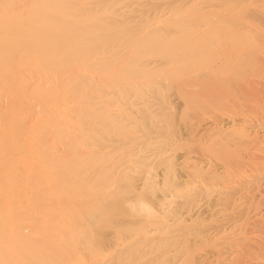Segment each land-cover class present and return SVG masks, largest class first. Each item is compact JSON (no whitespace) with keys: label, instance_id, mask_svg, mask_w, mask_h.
Listing matches in <instances>:
<instances>
[{"label":"rangeland","instance_id":"rangeland-1","mask_svg":"<svg viewBox=\"0 0 264 264\" xmlns=\"http://www.w3.org/2000/svg\"><path fill=\"white\" fill-rule=\"evenodd\" d=\"M183 1L179 2L180 6L178 2L163 5L171 9L172 13L167 9L165 11V7L164 13L159 6L157 10L160 12L154 9V14L152 9H149L151 13L148 9L140 10L137 16L135 14L139 9L134 6L137 4H131L132 9L136 8L135 13H132L128 3L125 9L123 2L119 3L120 6L118 3H107L118 12L113 13L114 17L110 14V18L106 17L113 8L110 7L108 11L107 6L102 4L88 19H91L90 30L79 29V43H76L78 50L74 49L76 54L79 51L74 56L78 60L74 59V64L79 61L76 71H80V76L77 74L80 85H77L82 88L79 94H83L79 95L78 100L75 98L74 103L77 101L75 104L80 108L76 112L77 116L74 113L72 116L77 118H74L75 123L79 122L78 128L74 127L79 140H74L82 141V144L72 145H77L80 152L75 147L74 151L70 150L72 154L77 151L81 155L85 166H82V161L77 163L78 155L73 157L70 152L68 156L76 158L75 164L84 167L82 173L87 169L86 174L90 173L95 183L85 173L86 177L81 174L82 180H79L80 183L77 181L82 169L73 165V158L72 162H68L71 158H67L65 164L58 163V159L55 166L54 161L48 159L53 166L46 162L45 166L50 164L54 169L59 167L55 169V175L49 178L50 181L59 172H66L63 178L60 174L58 179L61 182L55 178V187L52 182L48 184L49 174L46 173L45 186H51L50 189L49 186L45 187L48 192H45V196L49 195L55 205L56 200L61 202L64 199V204L60 203L59 208L58 203L55 207L53 203L48 205L60 213L64 209L66 214L62 215L67 219H63L58 211L57 214L53 212L57 218L51 217L52 211L46 209V205L45 215L51 212L47 214L50 216L45 217L48 221L52 220L47 223L45 219V227L48 229L51 224H62V227H56L57 231L53 225L50 226L51 231L46 229L45 238L48 240L50 232L56 234L51 235H55L56 239L66 236L62 240L64 243H60L63 238L53 241L58 245L51 243L52 238L48 240L50 243L45 240L48 246L55 245H52L53 249L45 243V250L50 249L47 250L50 252H45V256L50 255L48 259V256L45 257V261L48 260L46 263L51 260L47 264H58L57 260L64 257V253L65 258L71 261L67 264H264V140L260 137L264 135L261 127L264 124L261 120L264 119V106L260 107L264 104L261 101V98L264 99L261 96L264 93V76L258 77L264 75V68L259 66L262 68L259 70L258 65V69L254 66L256 73L249 68L257 63L258 57L263 61L264 44L261 43L264 41L257 44L258 37L238 22L242 6L246 7L249 2L225 0L226 3L218 2L221 4L216 6L215 2L213 6L207 3L206 7V3H200L202 0H196L197 3L194 0ZM174 4L179 7H174ZM203 4L205 6H201ZM125 11L134 16L127 15ZM138 13L142 14L141 17ZM86 25L85 28H88ZM255 56L256 63L254 60L253 65L248 64L253 62L251 58ZM259 59L257 64L261 63ZM247 64L250 66L247 67ZM237 72L240 74L235 76ZM245 72L248 73L245 75ZM223 77L224 83L220 82ZM251 81L256 88L260 87L257 91ZM241 83L244 85L242 92ZM225 84H228L227 87ZM233 84L235 91L230 88H233ZM213 85H217L216 89ZM224 85L225 90H229L225 91ZM245 85L254 87L261 97L255 93L254 102V98L245 96L246 93L242 96L248 87ZM75 123L74 126L77 125ZM72 128L70 126L68 131ZM73 131L71 135L68 132V137L75 136ZM254 133H259L261 139L256 143L254 141L256 145L253 140L258 139L254 138ZM233 143L235 146L239 143V149L236 150L238 147ZM250 144L257 147L253 148ZM86 146L90 154L84 148ZM231 150L233 153H230ZM59 164L62 168L66 164L69 166L65 167L69 168L72 164L74 168L70 169L77 170L69 171L72 175H68V169L63 171ZM73 173H77V179ZM67 176L72 180L68 182ZM64 180L69 184L71 181L79 184L76 182L75 185L74 182V185L68 186ZM88 182L95 185L91 183L93 187H87L90 185ZM58 183H64V191ZM66 185L69 188L66 189ZM66 194L68 197H63ZM153 216L156 221L152 220ZM226 217L232 219L231 226H223L220 222L222 219L227 221ZM56 219L59 222L56 223ZM153 221L156 222L155 226L150 223ZM240 222L246 226L243 227ZM148 223L152 226H148ZM237 223L242 226L241 230V227H233ZM64 227L69 229H65L66 234ZM61 228L60 236L56 232ZM68 233L72 236L76 233L82 239L69 235L76 242L69 239ZM246 234L250 239L248 241ZM68 242L77 245L75 250L79 249L81 252H76L80 255L76 257L75 250L72 251L73 255L71 252L67 255V248L70 251L74 248ZM59 243L68 247H61ZM61 248L64 253L61 252V257L55 260ZM96 251L100 253L96 254ZM84 254H88L91 260L83 257Z\"/></svg>","mask_w":264,"mask_h":264},{"label":"bare ground","instance_id":"bare-ground-1","mask_svg":"<svg viewBox=\"0 0 264 264\" xmlns=\"http://www.w3.org/2000/svg\"><path fill=\"white\" fill-rule=\"evenodd\" d=\"M180 1L184 2L183 0H0V264H45L46 261H48V260L45 261V257L48 256V257H46V259L50 258L49 254H47L45 256L46 253L50 252V251H47L50 249L45 250L46 249L45 248V243H46L45 240L48 241L50 238H52L53 240L50 239V241L52 240L51 243H54L55 242L54 240H57L58 238H63V239H61V242H60V243H62L63 242L62 240H64V237H66V236L59 237L58 236L59 234H58L57 235L58 237L56 239V236H55L56 234L52 233V234H55L54 237H52L51 236L52 234L50 232V235L48 234V236H49L48 240L45 238V237H47L45 235V232L47 229L45 227V219H46L45 216H50L47 214H49L52 211L51 217L55 218L56 216L54 214L55 213L57 214L59 212L58 210H57L58 212L53 211V208L51 207V205H48V204H52L54 201H52V202L50 201L49 195L45 196V192L48 194V192L45 190V187L49 186L47 184H46L47 186H45V178L48 177V175H46V173L49 174V177L47 178V180L49 182L46 181V182H48V184L50 182H52V183L57 182V181H55L56 180L55 178L58 179L59 176H61V175H62L61 178H63L66 175V172L64 173L65 174L64 175L63 173H60L57 170L59 172V173L57 172L59 175L56 174V177L53 176V178H54V179L52 178L53 180H51V181L49 180L51 175L56 173L55 169H58L59 168L58 166L61 167L60 164L62 162H63V164H65L64 162L67 161V158L68 159L71 158V161L68 160V162H72L73 159L75 161L76 158H73V157H77L76 156V155H78L77 151L80 152L79 148L77 150L76 147H77L78 143L80 144L82 141L78 142V141L74 140V139H77V133H76L75 128H78L77 123H79V122L75 123V121H76V120L74 121L75 117L72 116L73 113L76 115V112L80 108V107L78 108L77 107L78 105L75 104V103H77V101L74 103L75 98H76V100H78L79 95L83 94V93L79 94V92H80L79 89H82V88H79L77 85L80 83V82L78 83L80 71H78V72L76 71V69H79V67H78L79 61H77L78 60L77 56H76V58H77L76 61L78 63L74 64V61H75L74 59H76L74 56L76 54L75 52H77L74 49L78 50L76 43L78 42V39H79L78 37L80 35L79 29L84 28V30L88 29L86 31L90 30L89 26H91V23H89V22L91 19L90 20H88V19H89L91 14L93 15L95 9L99 6H101L102 4H104L103 6H105V7L107 6L106 9L108 8L107 10L109 11L110 10L109 8L111 6L107 5V3H110V5H111V3H113V4L114 3L119 4L120 2H123L125 4L128 3L129 5L124 4L123 9L128 8V7H125L128 5L131 7V8L129 7L130 11L133 10L132 13H135L134 9H136V8L132 9L131 4H133V5L137 4V5H134L135 7L137 6V9H139L136 11V14H135V16H137L138 11L139 12L145 11V10L147 11V9H148V12H150V13H151V11L154 12L155 10H156L155 12H157V11H159V10H157V9H159L158 8L159 6L162 7V11L164 13L167 10H169V12H171V9H168V8H166L167 6L165 7L163 5L173 4V3L178 2V5L180 6V4H181V3L179 4ZM186 1H188V0H186ZM189 1H193V0H189ZM197 1L194 0V2H196V3H197ZM202 1L200 2V0H199L200 3H206V7H207V3H211L212 4L211 6H213L214 2H215L216 3L215 6H216L218 4V2L223 1L226 3V1H229V0H226V1L225 0H202ZM244 1L249 2V3H248V5L247 4L245 5L244 2L243 3L240 2L241 4H244L246 7L242 6V9L240 10V12L238 14V16L241 14L240 18L238 17V19H239L238 22H239V24H243V27H246L248 32L253 33L255 36L258 37L256 43L259 44L260 41L261 42H262V40L264 41V0H249V1L244 0ZM233 2L236 3L234 0H233ZM219 4H221V3H219ZM121 5H123V4L121 3ZM144 5H146V6H144ZM119 6H120V4H119ZM201 6H205V5L203 4ZM164 7H165V11L163 9ZM168 7H170V6L168 5ZM174 7H177V6L175 5ZM111 8H113V9L111 10V13L108 12L109 16H107L106 18H108V17L110 18L111 16H113L114 15L113 13L116 12V10H117V9H115V7H113V5ZM143 8H146V9L143 10ZM129 9L127 10L128 13H129ZM149 9L150 10L152 9V10L149 11ZM113 10H115V11H113ZM238 11H239V8H238ZM155 12H154V14H155ZM116 13H118V12H116ZM116 13H115V15H117ZM119 13H121V12L119 11ZM126 13H124V14H126ZM128 13H127V15L134 16V14L131 15V13L130 14H128ZM166 13H168V12H166ZM110 14H111V16H110ZM138 14L141 17V15L144 14V12L142 14H140V13H138ZM145 14H146V12H145ZM168 14H170V13H168ZM86 21H88V22H86ZM82 23H85V25L87 23H89L88 25H86V27H88V28H85L84 24H83L84 25V27H83ZM77 30L79 31V34H77L78 33ZM261 44H264V43H261ZM73 47H75V48H73ZM78 53H79V51H78ZM78 53L76 55H78ZM256 57L257 56L252 57L251 62H252V60H253V62L252 63L249 62L248 64L253 65L254 60H255L254 58H256ZM260 58H261V56H260ZM258 59H259V57H258ZM258 59H257V63H258ZM261 60L262 59H259V63L261 62L260 63L261 65L257 64L256 60H255L256 64L253 65L252 68L251 67H249V68L252 71L254 69V66H256V65H258V67L262 66V68H264L263 67L264 65L262 64V62H264V58H263V61H261ZM248 64H247V67L250 66ZM258 67H257V69H258ZM262 68L259 67V70ZM255 70L256 69H254V71ZM245 71H246V69H245ZM243 72L244 71H242V73ZM86 73H88V72L86 71ZM240 73L237 72L235 74V76H237V74H240ZM247 73L248 72H245V75ZM255 73H256V71H255ZM77 74H79V76ZM85 76H86L85 78L87 79V75H85ZM262 76H264V75H261L258 77H262ZM233 77H234V74H233ZM253 77H255V76H253ZM253 77H252V79H253ZM224 78L225 77H223L220 82H222ZM228 79H229V77H228ZM228 79H226V80L228 81ZM252 81H251V83L255 82V81H253V82ZM217 82H219V81H217ZM222 83H224V82H222ZM236 83H238V82H236ZM262 83H264V82H262ZM231 84H229V85H231ZM246 84H247V80H246ZM256 84L259 85V83H256ZM225 85L227 87L228 84H225ZM225 85H224V90H225ZM242 85L243 84L241 83L240 92H242L241 91ZM253 85H254V83H253ZM263 85H262V87H264ZM236 86L239 87V84L238 85L236 84ZM250 86H252V85H250ZM208 87H210V86H208ZM212 87H215V89H216L217 85H215V86L213 85ZM254 87H255V85H254ZM254 87L253 88L249 87L248 89L246 88L243 91L242 96H244V93H246L245 96L246 97L248 96L251 99L254 98V102H255L256 100H255L254 95L256 92L254 91ZM230 88L234 90V84H233V88L232 87H230ZM259 88L255 87L256 91ZM209 89L213 90L212 88H209ZM252 89L254 92L252 91ZM86 90H87V87H86ZM86 90H83V92ZM227 90H229V88L226 89L225 91H227ZM237 91H238V89H237ZM262 91H260V92H262ZM236 93L237 92H235V94ZM262 94H264V93H261V96H264ZM205 95H207V94H205ZM240 95H238V96H240ZM86 96H87V94H86ZM252 96H254V97H252ZM261 96H258V94H257V97H261ZM243 98H245V97H243ZM245 99H248V98H245ZM262 99L263 98H261V101L264 102L263 101L264 99L263 100ZM250 101H252V100H250ZM242 102H245V100ZM257 102H259V101L257 100ZM251 103H253V102H251ZM259 103L261 104V102H259ZM250 106H252V105H250ZM263 106H264V104L261 105L260 107H263ZM254 108H257V106ZM259 110H260V108H259ZM64 116H66V117L69 116L70 117V118L68 117L69 120H68V118H66ZM71 119H73V120H71ZM75 119H77V118H75ZM244 120H247V119H244ZM261 120H263L262 121V123H263L264 119H261ZM70 121H73V122H70ZM250 121H251V119L249 120V122ZM74 123L77 125L74 126ZM251 123H252V121H251ZM257 123L255 125H257ZM230 124H232V123H230ZM69 125L71 126V128L73 126L72 129L75 130V132L72 129L70 131H68L70 129ZM245 126H247V125H245ZM250 127H251L250 128L251 130L253 129V127L256 128V126H254V125H253V127L252 126H250ZM261 127H263V130H264V124H263V126L261 125ZM67 128H68V130H67ZM258 128H260V127H258ZM254 129L252 131H254ZM256 130L259 132V129L256 128ZM67 131L70 133V135L72 134L71 131H73V134L76 133L75 134L76 137L74 135H73V138L68 137L69 133ZM254 132H256V131H254ZM248 134H249V132H248ZM253 135H251V137ZM254 136L253 137L258 139V140H253V143H254V141H255V143H256V141H260L261 139L264 140V138H262V136H264V135L260 136L259 133H257ZM258 136H260L261 139H259L260 137H258ZM78 137H79V135H78ZM251 137L249 136L250 139H253ZM68 138H70V140L72 139L74 141H72V140L70 141ZM67 139L73 144H71ZM246 139H245V141H246ZM77 140H79V139H77ZM241 141H243V140H241ZM66 142H69V144L68 143L66 144ZM75 143L77 145H75L74 147L77 151L75 150L76 154H74L75 152H73V154H72L71 150L74 151V147L72 145H74ZM235 143H236V140H235ZM235 143H233L234 146L236 145ZM251 143H252V140H251ZM238 144H237V146H235V147H238V148H236V150L239 149ZM247 144H249V142ZM252 144H250L251 147H253ZM64 145H66V146H64ZM67 145H68V148H67ZM262 145H263V143H262ZM69 146H70V148H69ZM227 146H228V143H227ZM229 146H230V144H229ZM60 147H61V150H60ZM254 147L256 148L257 146H254ZM63 148L64 149L66 148L65 151H63L64 150ZM84 148H87V146ZM49 149L50 150L53 149L54 151L51 150L52 151L51 152ZM67 149H69V150L71 149V150L67 151ZM92 149L94 151V148H92ZM81 150H83V149H81ZM129 150H131V149H129ZM228 150H230V149H228ZM236 150H235V152H236ZM57 151L58 152L62 151V152L58 154ZM66 151L68 154L64 153ZM86 151L87 152L89 151L88 148ZM233 151H234V149H233ZM233 151L231 150L230 153L231 152L233 153ZM53 152L57 153V154H54ZM69 153L73 157L68 156ZM88 153H87V156H90L89 155L90 153L89 154ZM238 153H239V151H238ZM78 157H79V159L77 158L76 160H78L77 163H80L82 161V159H80L81 155H78ZM60 158L61 159L64 158V159L62 161H59V160H61ZM48 159L50 161H54V164H53L54 166L56 164L55 162H57L56 160L59 159L58 163L60 162V164L58 166L56 165L58 168L54 169V167H51V166H53L51 164L52 162L50 163L48 161ZM47 161L51 164V166H50V164H49V166H45L48 163ZM75 163H76V161L74 162L73 165H76ZM68 164H70V163H68ZM68 164H66L65 166H67ZM81 164H83V161L81 162ZM73 165L71 164L69 168H67L63 165L64 167L63 168L61 167V169H63V171H64V170H66L65 168H67L68 172H69V171H72L70 168H72V169L74 168ZM78 166H79V164L76 165V167H78ZM82 166H85V164H83ZM82 166L81 167L79 166V168L82 170H81V173L79 172L80 175H78L79 179L77 181H79L83 175H84L83 177H86L85 174L87 172V169L85 167V169H86V170H84L85 174L82 173L83 168H84ZM46 167L47 168L49 167V169L48 170L45 169ZM76 167H75V169H76ZM51 168H52V170H51ZM80 169H78V170H80ZM76 170L75 171L73 170L72 172H76ZM70 174L72 175L71 172H69L68 175H70ZM81 174H83V175L81 176ZM76 175H77V173H75L73 175L74 178H76L75 177ZM88 175L91 177H89ZM88 175H87V177H89V179H91V181L94 182V180H93L94 178L92 177V175L90 173ZM69 177L67 178L68 182L71 179ZM74 178H73V180H74ZM64 179H66V178H64ZM83 179H85V178H83ZM89 179H87V180L89 181ZM58 180L60 181L61 179H58ZM65 181L67 182V180H64V182ZM66 182H65V184L68 183V182L67 183ZM74 182L71 181L70 183L72 185H74V184L77 185L80 183V181H79V183L77 182V184H76V182L75 183ZM93 182H90V183L88 182L87 184H90V185H87V187L88 186L91 187L92 184L95 185L94 184L95 182L94 183ZM53 184L55 187L57 183L56 184L53 183ZM71 184L68 183L67 185L70 186ZM81 184H83L82 181H81ZM59 185L61 186L62 184H59ZM67 185L65 186L66 189L69 188ZM50 186L48 187L49 189H50ZM62 186H61V188H62L61 190L64 191L65 190L64 183ZM54 187L52 188V190L55 189ZM53 192L55 193L56 191L53 190ZM50 193H52V191H50ZM54 193H52V194L54 195ZM61 195H62V193H61ZM63 195H64V192H63ZM46 197L48 198V201L45 200ZM53 197H55V196H53ZM63 197L66 198V197H68V195L63 196ZM55 198H57V197H55ZM54 199H51V200H54ZM63 200L64 199H62L61 202H58L57 200L55 201V203L56 202L58 203V205L56 203L58 208H59L60 203L64 204ZM73 204H74V201H73ZM75 204H76V202H75ZM91 204L92 203H90V206H91ZM46 205H48V207ZM56 205L54 203L52 204L53 207H55ZM87 206L89 207V205H87ZM45 207H47L46 209L49 208L51 210L46 215H45V210H46ZM73 207H74V205H73ZM66 208H68V206ZM56 209H57V207H56ZM56 209H54V210H56ZM68 209H70V208H68ZM71 209H73V208L71 207ZM259 210H261V208ZM262 210H263V208H262ZM63 211H64V209L61 211V213L59 212L60 215H62V213H64ZM53 212H55V213H53ZM65 214L66 213H64V215ZM52 215H54V216H52ZM152 215H154V214H152ZM156 215H154V216H156ZM154 216H153L152 220L156 218ZM159 217H161V216H159ZM62 218H63V215H62ZM64 218L67 221L65 216H64ZM227 218L228 217H226L225 219H227ZM229 219H227V221H224V219H222V220H220V222L222 223L223 226H226V227L231 226L233 224V222H232V219L231 220H229ZM50 220H52V219H49V221ZM65 220H63V222H65ZM49 221L47 223H49ZM54 221L57 223L60 221V218H59V221L57 219ZM155 221H156V219H155ZM246 221H245V223L248 224ZM52 222L53 221H51V223ZM150 223L152 225H154L156 222L153 221ZM150 223H148V226L151 225ZM245 223H243V224L245 225ZM240 224H241V222H240ZM240 224L237 223L233 227H237V228L241 227L240 228V230H241L243 225L241 224L242 225L241 226ZM47 225H50V224H47ZM52 225L53 224H51L50 226H52ZM87 225H88V223H87ZM157 225H158V223H157ZM58 226L56 224L54 226L55 229ZM64 226H65V224H64ZM245 226H243V227H245ZM49 227H48V229H49ZM54 227H52L53 231H54ZM60 227H62V224L59 226V228ZM87 228H88V226H87ZM87 228H85V229H87ZM62 229L63 228L59 229V232H56V233H60V236H61ZM65 229H66V227H64L63 230H65ZM56 230L58 231V229H56ZM66 230L64 231L65 234L67 233ZM49 231H51V229H49L48 232ZM67 231H69V229ZM78 232H80V231H78ZM78 232H77V234H78ZM70 233H72V232L70 231ZM77 234L75 233V236L77 238H79L77 236ZM241 234H243V233H241ZM69 235L70 234L68 233V236ZM70 236H72V235H70ZM75 236H74V238L76 239ZM247 236L248 235L246 234L245 237H247ZM74 238L70 237L69 239H74ZM248 239H249V236L246 240L248 241ZM65 240H66V238H65ZM83 240H84V238H83ZM58 241H60V240L58 239ZM75 241L77 242V240H75ZM72 242L73 241H71V243ZM76 242H74V244ZM48 243H50V242L48 241ZM48 243H46L47 246H48ZM60 243H59V245L61 247L65 246V245L62 246ZM71 243H69L71 248H73V247L74 248L71 249V251H70V248L69 249L67 248V250H69V252H67V255L70 252L72 254V251L75 250V246L77 247V245L74 246ZM54 244H52L54 247H55V245H58V244H55V245ZM84 244H85V242H84ZM49 245L52 246L51 244H49ZM72 245H73V247H72ZM50 246H48V247H50ZM53 246H52V248H53ZM66 247H68V246L66 245L64 248H66ZM53 249H55V248H53ZM56 249H58V248H56ZM62 249L63 248L59 249L60 255L57 253V255L59 257H56L57 256L56 254H53V255H55L56 258L52 255V257H54L55 260H57V258L59 259L61 257ZM77 250H79V249H77ZM77 250H75V252ZM83 251H84V249H83ZM75 252H73V253H75ZM79 252H81V251L79 250ZM96 252H97L96 254H98L99 251H96ZM52 253H53V251H52ZM54 253H55V250H54ZM63 253H64V251L62 252V254ZM127 253H129V251ZM127 253H126V256H127ZM71 254H70V256H71ZM78 254L80 255V253L75 254L76 257ZM85 254L83 257L86 256ZM88 254H87L86 258L88 257ZM63 255H64V257H61L60 260H57V261H59L58 264H62V263L67 264L70 261V260L69 261L67 260V259H69L68 257L65 258V255H66L65 253ZM123 257H125V256H123ZM73 258H75V257H73ZM79 258H80V256H79ZM91 258H93V257H91ZM97 258L101 259L100 256H98ZM88 259H89V257H88ZM93 259H96V258H93ZM90 260L91 259H89V261ZM123 260H125V259H123ZM222 260H223V258H222ZM50 261L51 260H49V262ZM49 262H47V263H49ZM53 262H55V261H53ZM84 262L86 263V261H84ZM55 264H57V263H55Z\"/></svg>","mask_w":264,"mask_h":264}]
</instances>
